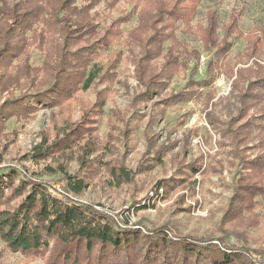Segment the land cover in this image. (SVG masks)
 <instances>
[{
	"label": "trees",
	"instance_id": "16d2710c",
	"mask_svg": "<svg viewBox=\"0 0 264 264\" xmlns=\"http://www.w3.org/2000/svg\"><path fill=\"white\" fill-rule=\"evenodd\" d=\"M120 1L56 0L50 4L44 0H0V70L6 71L16 62L19 68L31 71L29 60L36 50L48 55L41 67L48 85L14 100L22 113L27 116L37 112L40 106L36 104L62 109L82 92L109 84L97 91L94 103L83 107L79 120L70 122L63 116L69 122L63 132L53 140L45 135L28 155L35 162L55 158L56 168L45 166L40 173H30L23 166L0 167L3 252L19 253L27 263L40 259L43 264H264V242L258 247H249L247 242L236 247L227 238L215 242L177 233L166 226L125 228L119 219L93 204L56 192L54 187L60 184L70 193L81 194L99 167L100 158L88 157L99 150L96 124L107 105L121 54L116 52L113 61H95L100 52L109 50L119 39L120 25L129 16L107 27L99 22L100 8L94 9L102 4L112 9ZM203 2L161 0L153 18L142 19L131 30L126 43L146 95L164 89L181 71L191 70L192 75L197 71L201 51L180 39L178 31L194 35L203 51L212 54L206 65L207 78L197 81L192 77L188 81L190 86L213 84L216 68L228 57L238 37H246V56L255 58L261 54L264 26L245 35L239 24L244 11L237 8L226 22L221 21L216 9L206 12L204 22L197 21ZM167 43L165 63L155 72L153 59L163 53ZM112 53L115 52L110 51V57ZM255 63L257 67L251 68L250 77L239 70L235 88L241 106L236 116L223 123L224 137L231 143L237 160L232 196L221 219L223 226L235 227L248 217L258 223L260 216L264 217L259 212L264 204V151L255 158L246 154L251 149L248 142L255 141L257 147H264V65L256 60ZM241 82L244 85L240 88ZM191 95V91H183L168 100L175 104L191 99ZM77 151L83 165L78 174L68 171L60 161L76 160ZM193 167L194 173L200 169ZM114 169L112 174L119 182L132 181L131 171Z\"/></svg>",
	"mask_w": 264,
	"mask_h": 264
},
{
	"label": "rangeland",
	"instance_id": "374dc122",
	"mask_svg": "<svg viewBox=\"0 0 264 264\" xmlns=\"http://www.w3.org/2000/svg\"><path fill=\"white\" fill-rule=\"evenodd\" d=\"M55 1L44 0V3ZM160 1L122 0L112 9L103 4L94 9L100 8L99 22L107 27L129 16V20L120 25L119 39L109 50L100 52L95 61H113L116 52L121 54L107 105L96 124L99 150L88 157V160L98 157L100 163L81 194L70 193L60 184L54 188L62 195H70L106 211L125 228L141 230L143 226H166L177 233L215 242L227 238L236 247L243 242L249 247H258L264 242V217L260 216L258 223L248 217L235 227L221 224L237 171V160L233 157L231 143L224 137L226 127L223 123L236 116L241 106L236 97L239 91L235 88L239 70L250 77L251 68L257 67L255 60L264 65V49L260 55L250 58L246 56V37H238L228 57L216 68L213 84L194 87L188 81L192 77L197 81L207 78L206 65L212 54L203 51L194 35L178 31L180 39L201 51L199 67L193 75L191 70L181 71L164 89L146 95L145 87L136 77L133 55L126 42L131 30L138 27L142 19L153 18ZM235 8L244 11L239 24L245 35L264 26V0H204L199 6L197 21L204 22L206 12L216 9L221 21L226 22ZM167 45L163 53L153 59L155 72L165 63ZM110 51L115 52L112 57ZM47 56L36 50L29 60L31 71L19 68L16 62L6 71L0 70V167L23 166L30 173H40L45 166L56 168L55 158L35 162L28 155L45 135L53 140L57 133L63 132L69 123L63 116L72 120L70 122L79 120L83 107L95 102L97 91L109 86L99 84L97 88L82 92L62 109L36 104L40 106L37 112L26 116L14 100L48 85L41 68ZM242 85L244 82L240 83V88ZM183 91H191V99L175 104L168 100ZM253 142L247 143L251 149L246 154L250 158L264 151V147L259 148L257 142ZM253 144L256 145L252 149ZM79 156L77 151L76 160L60 158L61 164L78 174L83 166ZM193 166H198L199 171L194 173ZM113 167V171L119 168L131 171L132 181L119 182L112 174ZM259 212L264 214V204ZM0 264L43 262L39 259L27 263L19 253L3 252L0 241Z\"/></svg>",
	"mask_w": 264,
	"mask_h": 264
}]
</instances>
